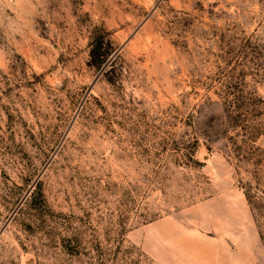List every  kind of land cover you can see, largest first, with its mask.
I'll return each mask as SVG.
<instances>
[{"label":"rangeland","instance_id":"obj_1","mask_svg":"<svg viewBox=\"0 0 264 264\" xmlns=\"http://www.w3.org/2000/svg\"><path fill=\"white\" fill-rule=\"evenodd\" d=\"M0 264H264V0H0Z\"/></svg>","mask_w":264,"mask_h":264},{"label":"trees","instance_id":"obj_2","mask_svg":"<svg viewBox=\"0 0 264 264\" xmlns=\"http://www.w3.org/2000/svg\"><path fill=\"white\" fill-rule=\"evenodd\" d=\"M114 55L115 49L108 36L102 34L92 41L89 65L96 70L102 71Z\"/></svg>","mask_w":264,"mask_h":264}]
</instances>
